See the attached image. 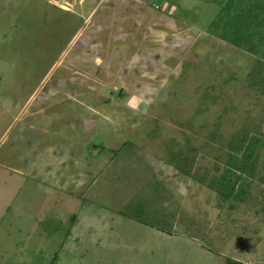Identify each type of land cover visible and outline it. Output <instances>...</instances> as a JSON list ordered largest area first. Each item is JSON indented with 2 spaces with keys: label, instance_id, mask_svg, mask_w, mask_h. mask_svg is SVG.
Instances as JSON below:
<instances>
[{
  "label": "rangeland",
  "instance_id": "rangeland-1",
  "mask_svg": "<svg viewBox=\"0 0 264 264\" xmlns=\"http://www.w3.org/2000/svg\"><path fill=\"white\" fill-rule=\"evenodd\" d=\"M0 264H264V0H0Z\"/></svg>",
  "mask_w": 264,
  "mask_h": 264
},
{
  "label": "trees",
  "instance_id": "trees-1",
  "mask_svg": "<svg viewBox=\"0 0 264 264\" xmlns=\"http://www.w3.org/2000/svg\"><path fill=\"white\" fill-rule=\"evenodd\" d=\"M228 180V179H227ZM230 180V179H229ZM231 182V181H230ZM240 190L242 191L241 193L243 194L244 193V188L243 187H241V185L239 184V185H236V183H234L233 184V186H232V188L229 190V191H225L224 193H226V194H228V195H226L225 194V198H224V200H227V199H229V198H227L228 196H230V195H232L234 192H237V191H239L240 192ZM237 195H239L238 194V192H237ZM241 195V194H240ZM244 195V194H243Z\"/></svg>",
  "mask_w": 264,
  "mask_h": 264
}]
</instances>
